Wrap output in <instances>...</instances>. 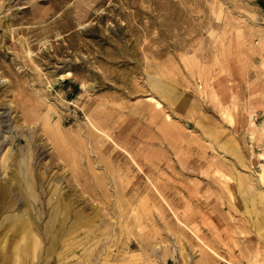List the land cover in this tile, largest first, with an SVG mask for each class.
Instances as JSON below:
<instances>
[{
    "label": "rangeland",
    "instance_id": "rangeland-1",
    "mask_svg": "<svg viewBox=\"0 0 264 264\" xmlns=\"http://www.w3.org/2000/svg\"><path fill=\"white\" fill-rule=\"evenodd\" d=\"M0 264H264V0H0Z\"/></svg>",
    "mask_w": 264,
    "mask_h": 264
},
{
    "label": "bare ground",
    "instance_id": "bare-ground-1",
    "mask_svg": "<svg viewBox=\"0 0 264 264\" xmlns=\"http://www.w3.org/2000/svg\"><path fill=\"white\" fill-rule=\"evenodd\" d=\"M30 185H31V184H30ZM8 191H9V190H8ZM18 192H19V191H18ZM32 195H33V194H32ZM33 197H34V196H33ZM19 198H20V196H19V197H18V196L16 197L17 201L20 200ZM18 202H19V201H18ZM20 206H21V204H20ZM21 207H22V206H21ZM22 211H23V210H22ZM20 224H21V223H20Z\"/></svg>",
    "mask_w": 264,
    "mask_h": 264
}]
</instances>
